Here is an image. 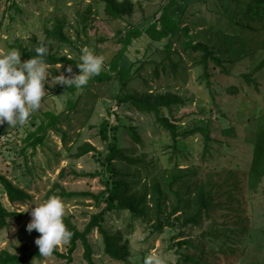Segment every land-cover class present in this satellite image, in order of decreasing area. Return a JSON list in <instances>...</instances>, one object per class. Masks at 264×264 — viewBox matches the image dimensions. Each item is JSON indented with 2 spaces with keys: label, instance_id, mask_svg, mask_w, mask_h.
Returning a JSON list of instances; mask_svg holds the SVG:
<instances>
[{
  "label": "rangeland",
  "instance_id": "1",
  "mask_svg": "<svg viewBox=\"0 0 264 264\" xmlns=\"http://www.w3.org/2000/svg\"><path fill=\"white\" fill-rule=\"evenodd\" d=\"M188 1L181 25L189 27V36L195 41L209 42L220 50L226 70L212 64L208 83L198 64L201 54L185 48L188 37L183 32L170 39L171 58L167 57L163 46L142 36L121 60L122 63L135 62V76L128 82L127 90L172 91L183 98V102L173 105L171 110L163 109L178 125L182 150L175 155L171 135L155 122V115L141 113L127 103H117L120 83L111 69V62L123 48L122 37L126 31L132 27L145 28L157 20L168 0H132L133 12L121 18L109 16L103 0H18L21 11L10 9V2L1 3L0 54L19 49L21 44L31 45L33 36L45 38V29L61 22L73 43L57 41L56 51L80 62V49L88 46L105 57L102 71L112 72V77L94 75L76 90L60 83L50 85L45 88L40 108L24 125L0 124V174L32 195L25 203L11 204L0 183L5 205L21 212V215L10 217V224L0 230V252L5 249L23 254L39 250L35 238L40 233L26 229L32 218L31 208L44 202L52 190L51 195L59 192L57 183L67 190H103L106 180L111 179L109 172H104L103 164L107 144L118 142L126 147L133 146L135 153L144 154L150 163L140 184L151 183L153 177L163 173L170 174L173 168L197 170L199 180L215 185L218 200L233 197L234 203L212 212L211 218H204L199 225L167 226L161 232L153 231V217L145 222L132 219L126 210L108 211L104 225L110 232H124L131 255L127 261L109 257L102 235L95 229L89 240L96 264H143L144 257L149 254L160 255L166 264H191L179 260L183 252L204 255L205 264H264V178L256 189L249 183L256 131L264 114V21H250L245 13L248 0ZM242 23L250 25L242 27ZM26 59L21 53V60ZM169 59L179 65L177 72ZM163 64L166 69L162 68ZM68 65H72V73L65 72ZM56 68L58 74L64 72L65 75L80 71L77 64L72 63L58 64ZM47 70L50 81L56 75L52 66L47 65ZM71 98L75 101L73 104L69 102ZM50 110L58 114L56 123L48 126L43 140L31 143L29 133L48 119L46 112ZM105 119L110 121L107 139L100 135V125ZM118 123L121 127L115 130L112 126ZM127 125L137 129L143 145L133 142L124 128ZM196 127L210 131L207 149H204L203 133L195 130ZM87 142L96 150L75 156L78 147ZM116 164L127 169L130 166L127 162L117 161ZM62 170H65L64 177L60 176ZM75 171L102 173L79 176L73 173ZM190 191L194 192V187ZM62 200L66 215H70L81 229L93 212L105 206L104 203L98 205L90 197H64ZM150 202L153 205V201ZM173 202L174 196H171L167 212ZM28 206V211H23ZM181 215L179 211L173 217ZM223 223H227V228H231L230 224L235 226L234 233L227 231L230 239L222 235L214 240L204 234L211 225L219 227ZM183 239H190L193 244L179 245ZM194 245L203 247L206 254ZM69 247L68 241L58 248L67 252ZM30 264L89 262L85 247L79 242L71 258L51 254L34 259Z\"/></svg>",
  "mask_w": 264,
  "mask_h": 264
},
{
  "label": "trees",
  "instance_id": "2",
  "mask_svg": "<svg viewBox=\"0 0 264 264\" xmlns=\"http://www.w3.org/2000/svg\"><path fill=\"white\" fill-rule=\"evenodd\" d=\"M10 2L9 8H15L16 11H21V6L18 0H0L1 3ZM105 2V12L112 18H121L124 14H131L134 10V3L132 0H103ZM188 0H168L163 6L160 17L149 24L147 27H132L126 31L122 37L123 48L118 55L111 62V69L116 72L118 81L120 83V90L116 95L117 103L130 104L131 107L144 114L155 115V122L163 129L167 130L173 140L172 149L173 154L179 153L182 148L179 145L180 134L178 132V125L170 115H166L163 109L171 110L175 104L183 102V98L178 93L167 92H154L149 89L142 91L127 90L128 82L135 76V62L122 63V58L129 50L130 46L135 41L141 40L142 36L151 38L152 42L157 46H163L167 50V57L171 58V37L176 36L180 32L185 33L188 39L185 41L184 46L186 49L199 52L201 59L198 64L202 66V77L210 82V67L213 64L215 67H221L226 70L225 58L222 56L220 50H217L206 41H195L189 36V27L181 25V18L184 15ZM245 13L249 16L251 22L264 21V0H248ZM242 27L246 25L241 24ZM46 36L41 39L38 36L32 37L31 45H20L19 50L22 55L29 59L31 56L37 55L34 51L41 43L48 46V53L44 56L47 65L52 66V72L57 75L58 64L72 63L77 64L74 59H70L66 55L59 54L56 51V42L66 44L73 43L72 39L67 35L64 30V25L58 22L53 27L45 29ZM175 72L178 71L179 65L173 60L169 59ZM163 69H166V64H163ZM156 74L160 76V71L156 69ZM102 78H111L112 72L101 71L98 74ZM48 80V78L46 77ZM50 84H45V88H49ZM72 90L77 87L70 86ZM70 103L75 101L71 98ZM48 119L42 121L38 128L30 132L28 139L31 143L36 144L37 141L43 140L46 130L50 124H55L58 119V114L50 110L46 112ZM110 121L105 119L100 125V135L103 139L108 138V129ZM115 130L121 127L118 123L112 126ZM132 137L133 142L143 145V138L137 129L132 125L124 126ZM203 133L205 140V148H208V142L211 139L210 131L204 127H196ZM96 150V147L87 142L78 147L75 156L80 157L90 151ZM173 156L170 158L172 159ZM127 162L130 164L129 168L124 166L118 167L116 162ZM104 172H109L110 180H106L105 188L99 192L91 190H67L64 186L57 183L56 186L60 188L59 192L55 195L59 197H90L94 199L98 205L104 203L98 212H93L84 229H81L70 215L64 216V222L73 235L69 240V249L67 252H62L59 248L54 249L52 254L59 257L71 258V254L77 248L79 242L85 247V257L89 264H96L93 253L94 249L89 240V235L95 230L101 233L105 253L116 260L127 261L131 255L129 243L124 240V232H110L104 225L106 214L108 211H128L132 219H141L142 221H149L152 217L154 223L152 225L153 231H163L165 227L175 226H188L199 225L203 222L204 218H211L212 212L217 209H222L227 206V203H234V199L218 200V193L216 187L210 181L199 180L197 170H179L173 168L170 174L163 173L159 176L153 177L151 183H141V177L144 171H148L150 163L146 161L144 154H136L133 146H124L118 142H109L107 144V153L103 158ZM76 175H96L102 172H73ZM60 176H65V170H62ZM264 178V114L259 120L256 131V139L253 149L252 162L250 167L249 183L252 189H256ZM0 183L7 195L11 204L25 203L32 198V195L25 189L16 185L6 175L0 174ZM194 187V192L190 191ZM54 192L52 190L48 197ZM151 195V196H150ZM150 196V197H149ZM174 196V202L171 204V209L167 212V201ZM264 196V190H263ZM153 201V205L151 202ZM181 211V216H175L177 212ZM14 215H21V212L12 210L5 205L0 194V230L10 224L9 218ZM173 217V218H172ZM227 223H223L219 227L211 225L204 234L208 237L218 240L223 235L229 238L227 231L234 233L235 226L231 228L226 227ZM131 226V223H129ZM130 231V230H128ZM181 233H184L183 231ZM179 245H192L190 239H183L178 242ZM197 250L206 254L203 247L194 245ZM222 250H225L222 248ZM43 258L39 254V250L30 251L27 253L19 254L9 250H1L0 264H30L34 259ZM180 261H185L191 264H205V256L197 254L181 253ZM180 264V263H179Z\"/></svg>",
  "mask_w": 264,
  "mask_h": 264
},
{
  "label": "clouds",
  "instance_id": "3",
  "mask_svg": "<svg viewBox=\"0 0 264 264\" xmlns=\"http://www.w3.org/2000/svg\"><path fill=\"white\" fill-rule=\"evenodd\" d=\"M34 51L37 55L23 61L19 49L14 48L0 54V124L7 122V125L12 126L24 125L30 115L40 108L46 83L80 88L104 67L105 57L90 47L83 46L80 49V62L77 63L80 71L74 75L60 72L49 81L46 79L49 73L44 59L48 53L47 44H39ZM72 71V65L65 69L67 73ZM29 207L23 211H28ZM65 214V203L58 195H50L44 202L31 208L32 218L26 229L29 232L35 229L40 233L35 238V243L41 256L51 255L54 249L67 243L72 237V231L64 222ZM143 264H166V261L158 254H149L144 257Z\"/></svg>",
  "mask_w": 264,
  "mask_h": 264
}]
</instances>
